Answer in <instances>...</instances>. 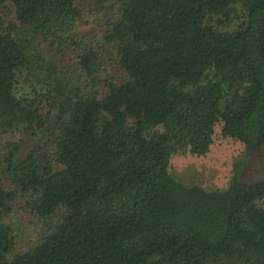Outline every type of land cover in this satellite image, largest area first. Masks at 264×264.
<instances>
[{
  "label": "trees",
  "instance_id": "obj_1",
  "mask_svg": "<svg viewBox=\"0 0 264 264\" xmlns=\"http://www.w3.org/2000/svg\"><path fill=\"white\" fill-rule=\"evenodd\" d=\"M78 1L0 0V132L39 144L0 155V215L22 200L44 226L16 252L0 220V264H264V176L237 162L207 190L171 170L218 132L264 150V0H116L98 41Z\"/></svg>",
  "mask_w": 264,
  "mask_h": 264
},
{
  "label": "rangeland",
  "instance_id": "obj_2",
  "mask_svg": "<svg viewBox=\"0 0 264 264\" xmlns=\"http://www.w3.org/2000/svg\"><path fill=\"white\" fill-rule=\"evenodd\" d=\"M78 2L83 13L79 33L93 41H98L106 31L105 20L113 17L116 0H106L104 7L95 5V0H79ZM0 15L4 16L7 21L14 20L13 6L0 8ZM46 48L43 46L44 51L47 52ZM74 60L72 51L68 50L61 63L68 67L74 63ZM100 74L102 78H105L109 74L120 76L121 73L118 66L108 61ZM38 145L36 137L27 136L22 132L11 134L0 132L1 156L16 150L18 158L24 159ZM46 153H41L45 159ZM237 162L243 164L241 175L244 181L255 182L264 176V150L252 155L246 152L242 145L229 138H224L221 132H218L215 136L213 150L208 156L198 158L191 155H176L172 158L171 170L185 184L199 185L207 190H217L227 186L232 176L233 166ZM23 204L22 200H17L12 203L11 212L0 215V220L14 229L17 242L16 252H22L35 243L44 228L43 224L25 210Z\"/></svg>",
  "mask_w": 264,
  "mask_h": 264
}]
</instances>
